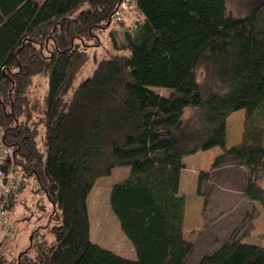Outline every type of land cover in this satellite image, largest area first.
<instances>
[{
	"label": "trees",
	"instance_id": "obj_1",
	"mask_svg": "<svg viewBox=\"0 0 264 264\" xmlns=\"http://www.w3.org/2000/svg\"><path fill=\"white\" fill-rule=\"evenodd\" d=\"M124 2L0 0V169L14 185L8 207L31 183V193L51 203L48 224L33 230L14 264H187L196 244L183 236V158L214 146L222 152L210 170L243 168L242 193L264 218V0H131L113 21ZM91 59V75L69 93ZM36 75L48 84L42 117L29 98ZM239 109L242 139L226 148V118ZM116 166L129 175L108 200L133 259L90 239L87 195ZM209 174L197 176L204 199ZM255 216L252 205L244 218ZM218 242L195 264H264V245L243 241L237 229Z\"/></svg>",
	"mask_w": 264,
	"mask_h": 264
},
{
	"label": "rangeland",
	"instance_id": "obj_2",
	"mask_svg": "<svg viewBox=\"0 0 264 264\" xmlns=\"http://www.w3.org/2000/svg\"><path fill=\"white\" fill-rule=\"evenodd\" d=\"M115 28L120 30L118 25ZM102 37L103 47L114 51L112 50L110 38L107 35ZM107 55H109V52ZM95 65L96 62L93 59L84 65L76 75L69 93L79 82L91 75ZM47 88V79L44 75H36L33 78L29 98L38 117L44 116ZM157 88H155L157 91L164 93L162 88ZM39 130L38 142L45 151L43 144L44 127L40 125ZM224 168L225 166L213 170L209 168L200 169V171H209L210 173L209 180L201 185V191L206 195L205 199L202 196L201 198L198 197L195 193L198 174H191V177L187 178V182H185V177L188 174L184 173L182 176L180 192L185 197L184 236L186 239L193 240L196 244L193 253L187 260V264H195L204 252L213 250L217 245V241L221 242L227 239L235 229H237V235L241 239L256 237V240L260 241V245H264V234L257 236L259 232H250L252 219L247 221L244 218L245 213L249 212L251 207L247 205V199L242 198V194L239 192V176L227 178L224 176L227 169ZM128 175V166H116L112 168L108 175L98 177L87 195L90 239L109 249L121 242V237L130 243V240L121 230L116 215L110 209L108 200L111 186L125 179ZM241 179H244V177ZM31 189H34V183L27 185L18 195L17 204L14 205V208L12 207L16 215L13 216L7 228L1 233L0 264H14L16 257L29 245L33 230L38 227L42 228L49 222L51 203L44 194L38 191L31 193ZM204 200H206V203L203 205ZM198 215L200 218H198ZM52 222V224H57V220ZM262 233H264V229H262ZM52 237L51 234L47 235L48 239Z\"/></svg>",
	"mask_w": 264,
	"mask_h": 264
},
{
	"label": "crops",
	"instance_id": "obj_3",
	"mask_svg": "<svg viewBox=\"0 0 264 264\" xmlns=\"http://www.w3.org/2000/svg\"><path fill=\"white\" fill-rule=\"evenodd\" d=\"M244 115H245L244 110L239 109V110H236V111H233L232 113H230L228 115V117L226 118L225 140H224V146L226 148L238 145L241 142L242 133H243ZM263 143H264V132H263ZM221 152H222L221 147L214 146V147H211L209 149H206L203 151H197L193 154L185 156L183 158L184 167L182 168V170L180 172V185H179L180 191H181V179H182V176L184 173L188 174V176L185 177V182H187L186 181L187 178L191 177V174H193V175L198 174V170L200 171V169H207V168L210 169L214 157L217 156L218 154H220ZM232 168H234V169H232ZM217 169H219V168H217ZM224 169H227V171H226L227 173H224L225 174L224 176H226L227 178H234V176H239V182H238V184L240 183V186H239L240 191L239 192H241L242 198H243L244 195L242 193V187L244 184V179H241V178L244 177L246 171L241 167H234L233 165H228V168H227V166H225ZM261 183L264 186V180H262ZM195 193H196V189H195ZM197 196L201 198L202 195H197ZM202 198H203V196H202ZM251 204L256 208V216L252 219V226H251L252 229L250 232H253V233L259 232V234H257V236H258L260 234H264V233H262V229H264L263 210L257 201H253L251 203L248 201L247 205H249L251 207ZM203 205H204V203H203ZM198 218H200L199 215H198ZM184 223L185 222H183V236H184ZM184 238H185V236H184ZM186 240L194 242L193 240H190V239H186ZM242 240L249 242V243H253V244H258V245L261 244L260 241L256 240V237L251 238V239L242 238ZM120 241L121 242H119L117 245H115V247H110V249L115 251L116 253L122 255V256L132 258V259L135 258V250H134L132 244L128 243L122 237L120 238Z\"/></svg>",
	"mask_w": 264,
	"mask_h": 264
},
{
	"label": "built area",
	"instance_id": "obj_4",
	"mask_svg": "<svg viewBox=\"0 0 264 264\" xmlns=\"http://www.w3.org/2000/svg\"><path fill=\"white\" fill-rule=\"evenodd\" d=\"M130 1L131 0H125V2L121 5V8H118L115 13H113V21L120 20L122 13L129 8L128 3ZM5 178L6 176L4 172L0 169V236L8 226L10 217L16 214L14 209L8 207V195L14 186L13 181L10 180L5 183Z\"/></svg>",
	"mask_w": 264,
	"mask_h": 264
}]
</instances>
